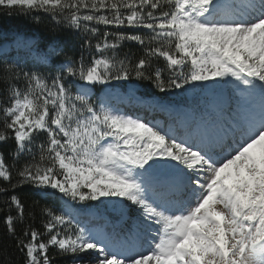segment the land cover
<instances>
[{"label": "snow or ice", "instance_id": "snow-or-ice-1", "mask_svg": "<svg viewBox=\"0 0 264 264\" xmlns=\"http://www.w3.org/2000/svg\"><path fill=\"white\" fill-rule=\"evenodd\" d=\"M0 14L47 18L94 52L74 59L56 40L41 52L18 38L15 59L0 47L12 264H264V0H0ZM133 79L214 99L177 134L94 94ZM25 186L63 204L29 211ZM108 203L115 224H82V210Z\"/></svg>", "mask_w": 264, "mask_h": 264}, {"label": "trees", "instance_id": "trees-1", "mask_svg": "<svg viewBox=\"0 0 264 264\" xmlns=\"http://www.w3.org/2000/svg\"><path fill=\"white\" fill-rule=\"evenodd\" d=\"M49 25L50 21L47 18H45L43 23L36 25L30 18L24 16L15 14L8 16L0 14V47L13 44L18 37H25L35 39V44L41 52L49 45L50 42L56 40L63 47L65 54L73 57L74 59H79V57L83 54L85 61H87L90 55L94 54V52L90 53L89 50L83 47V41L78 34L63 30L53 32L50 30ZM123 50L136 53L137 56L140 54L139 47L132 43L126 42L123 45ZM9 56L15 59H22L25 56V52L16 53L12 51ZM62 59L63 57H60L55 63L58 65ZM159 66H163L162 60L159 62ZM111 86L121 87L125 91L133 90L143 97L154 98L159 102L169 105L186 106L188 108H193V110L198 108L202 109L204 108L203 106L207 104L202 94H197L194 99L189 100L185 94L179 92L175 98H172L169 95V92H159L148 81H138L135 79L128 82L114 81ZM101 93L102 92H95V94L99 96ZM0 151L5 152L6 160L11 163V157L8 155V152L11 151V147H0ZM2 184L3 182H0V185ZM17 194L28 206V210H34L37 214L39 213L40 208L45 205L59 209L63 204L61 194L58 192L42 197L29 186H25L24 188L19 189ZM6 199V196L0 195V208H3V201ZM95 203L96 202H93V205H95ZM91 209H95L102 218L106 217L111 220H117L119 218L115 214L110 213L104 205H100L98 208L94 206ZM4 211H6V209ZM135 212L136 210L133 206L128 210L129 216H135ZM3 216L4 212H0V264H12L14 261H19L20 253L16 251L15 242L4 234ZM37 226H39V218H37ZM61 264H63L62 261Z\"/></svg>", "mask_w": 264, "mask_h": 264}, {"label": "rangeland", "instance_id": "rangeland-1", "mask_svg": "<svg viewBox=\"0 0 264 264\" xmlns=\"http://www.w3.org/2000/svg\"><path fill=\"white\" fill-rule=\"evenodd\" d=\"M18 38H25V37H18ZM17 38V39H18ZM13 44L6 45L3 48L8 49L10 52L12 50L25 52L22 48L16 47V41ZM34 42L35 39L31 38ZM32 57L36 58V52H33ZM112 93L111 97H105L104 93L102 92L100 95L101 99H107V101L113 105L114 107L120 109L122 112H126L132 115H138L145 119L150 124L155 123L160 125L164 129H172L177 132V134L183 133L187 127L191 124L192 117L201 113L203 110L198 108L193 110V108H186L185 106H169L165 103L159 102L157 99L154 98H147L137 94L133 90L125 91L121 87L118 86H111L109 89ZM183 93L189 100L195 98L197 94H202L205 98V102L207 103L203 106L205 109L207 105L213 102L214 94L213 92L207 89H201L200 87L192 88L190 86L186 87V90H171L169 91V95L172 98H175L178 93ZM95 94V91H94ZM126 108V110H124ZM129 108L132 110L128 111ZM179 132V133H178ZM49 194L54 193L55 190H48ZM107 207V210L115 214L116 216H120V209L119 207H113L112 203H108L104 205ZM79 208V206H77ZM134 207V206H133ZM135 208V207H134ZM129 209H126L127 215ZM136 216V212H135ZM131 216V217H135ZM127 218V217H126ZM100 217L95 209H87L81 211V222L82 224H86L88 226L97 227V228H108L114 224L109 219L105 217V223L102 224H92V222H97Z\"/></svg>", "mask_w": 264, "mask_h": 264}]
</instances>
